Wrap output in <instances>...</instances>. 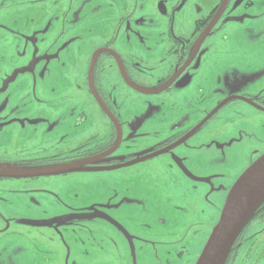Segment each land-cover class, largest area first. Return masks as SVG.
<instances>
[{"label": "flooded vegetation", "instance_id": "af4514ba", "mask_svg": "<svg viewBox=\"0 0 264 264\" xmlns=\"http://www.w3.org/2000/svg\"><path fill=\"white\" fill-rule=\"evenodd\" d=\"M211 79L208 96L218 102L194 109ZM72 98L83 104L74 106ZM92 101L100 128L90 122ZM239 103L264 114V0H0V180H26L30 195L17 209L0 196V264H124L136 249L145 253L140 245L127 253L113 225L116 217L130 237L145 238L133 215L158 206L145 203L151 196L142 186L134 192L136 209L110 204L106 190L61 196V182L169 156L180 177L204 186L216 175L194 173L177 151L204 146L217 117ZM158 106L165 107L159 122ZM238 140L235 130L211 143L223 159ZM201 160L203 168L193 163L198 172L207 169L208 157ZM43 165L49 168L23 169ZM172 201L168 196L159 205L174 207ZM193 201L176 207H197L179 235V242L196 246L209 208ZM172 219L162 211L155 223ZM252 221L264 224V210ZM245 233L225 264L246 244Z\"/></svg>", "mask_w": 264, "mask_h": 264}, {"label": "rangeland", "instance_id": "374dc122", "mask_svg": "<svg viewBox=\"0 0 264 264\" xmlns=\"http://www.w3.org/2000/svg\"><path fill=\"white\" fill-rule=\"evenodd\" d=\"M214 87L215 81L211 79L205 88L207 95L203 99L200 97L202 103L193 100L194 109L208 111L218 102V99L208 96V93L212 92ZM252 88L251 91L255 90L256 85L253 84ZM149 97L151 99L154 98V96ZM118 99L120 101L123 100L121 97ZM78 100L83 104L82 98H72L70 102L78 104ZM239 104L232 105L217 117L213 122L216 125V129L214 131L210 130L207 133L206 142L201 143V145L205 144L204 146L198 149L189 147L186 152L184 151L185 148H181V152L177 151V153H182L177 155L184 160L186 166L194 173L198 175H216L214 179L208 181L204 186L195 178L180 177L179 174L181 172L173 164L172 159L169 156H161V158L148 160L125 169L95 173L98 176H93L92 178L82 180H68L66 178L61 182V196L66 194L67 190L71 193L80 194L81 196L85 193L89 195L92 192L95 194H104L106 190V197L109 198L106 201L110 202V204L117 203V207L119 208L134 205L137 209L139 203L134 201V198H136L134 192H137L139 190L138 188L142 186L143 191L151 196V199H148L145 203L158 206H145L147 210H137L133 215V218H140L142 221L139 224L142 226L141 231L146 234L145 238L142 236L140 237L141 239L130 237L128 234L130 230H127L121 223L116 222V217H114L115 221L113 220V225L120 227L123 233V241L125 242V250L127 253L132 252L133 248L138 245L141 246V251H145V253L140 254V250L136 249L133 258L127 255L124 264H194L202 250V243L204 242V246L211 229L218 221L220 210L229 189L250 163L257 159L258 154L264 151V125L260 127V122L264 120V114L255 111L244 103ZM35 106H37L36 102ZM84 106L87 107L86 104ZM18 107L20 106L18 105ZM26 107H30V104H27ZM59 107H62L61 102ZM94 107L93 101L91 105L88 104V110L92 113L90 122L95 128H100L101 119ZM152 108H154V105L149 107L148 110ZM164 111L165 107L160 109L159 106L156 111H153V114L158 113V122ZM188 112L191 113V109ZM20 130L22 129L17 127V133ZM235 130L240 134V140L234 142L225 150L223 149L226 155H223L225 158L221 159V156H218V154L222 155L223 153L218 152L219 147L212 145L211 141L216 142L218 141V137L225 136L226 133ZM8 137L12 139L10 135ZM1 140H4V138H1ZM197 151H201V156L208 157V161L206 162L207 169L200 170L199 172L193 168V163L203 168L199 164V162L202 163L201 156L198 159L193 157ZM228 152L231 153V156L237 157V159H230ZM187 154L188 157L184 158ZM48 168V165H43L38 167L28 166L23 169L31 172ZM15 170L18 169L13 167V171ZM27 183L29 182L21 179L0 180V196L6 200L5 203L10 205L11 209H17L16 207L20 205L25 207V204L28 203L27 201L30 199V195L23 190L27 188ZM68 184H71V186L67 187ZM136 184H138V187H135ZM155 187H158V189H155ZM168 196L172 198V203L175 204L174 207L169 202L165 205H159L164 203ZM193 200L209 208L205 211V216H208V219L203 230L205 233L204 238L196 246L194 244L189 245L179 242V235L184 229L186 219L190 218L192 220L194 218L197 207H176L181 206L183 203L189 206V203ZM117 207H114V210ZM136 209H133V211ZM162 211L167 213L171 212L174 219L164 225L155 223L157 215ZM117 215L122 218L123 214L117 213ZM252 222L246 229V237L250 236L247 238L246 244H243L242 249L238 252L234 260L227 264H264V224ZM253 237H255V240L250 243V247H247ZM181 247L187 249L189 252L186 251L179 255L178 251H180ZM167 251H170L171 254L166 255Z\"/></svg>", "mask_w": 264, "mask_h": 264}, {"label": "water", "instance_id": "95a60500", "mask_svg": "<svg viewBox=\"0 0 264 264\" xmlns=\"http://www.w3.org/2000/svg\"><path fill=\"white\" fill-rule=\"evenodd\" d=\"M56 172L62 171L57 169L39 173ZM263 203L264 153L244 170L229 189L218 222L212 228L195 264H224L236 238Z\"/></svg>", "mask_w": 264, "mask_h": 264}, {"label": "trees", "instance_id": "16d2710c", "mask_svg": "<svg viewBox=\"0 0 264 264\" xmlns=\"http://www.w3.org/2000/svg\"><path fill=\"white\" fill-rule=\"evenodd\" d=\"M261 210L263 209L264 210V203L262 204V206H261V208H260ZM254 217H255V215H254ZM234 249V248H233Z\"/></svg>", "mask_w": 264, "mask_h": 264}, {"label": "snow or ice", "instance_id": "6c2138e0", "mask_svg": "<svg viewBox=\"0 0 264 264\" xmlns=\"http://www.w3.org/2000/svg\"><path fill=\"white\" fill-rule=\"evenodd\" d=\"M180 71H182V69H181ZM179 74H180V73H179V71H178V72H177V76H179ZM173 79H175V77H173Z\"/></svg>", "mask_w": 264, "mask_h": 264}]
</instances>
